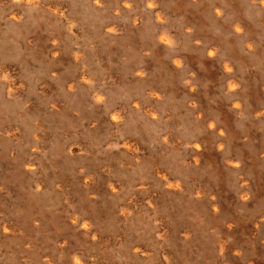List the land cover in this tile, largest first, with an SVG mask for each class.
I'll return each instance as SVG.
<instances>
[{
    "label": "rangeland",
    "instance_id": "1",
    "mask_svg": "<svg viewBox=\"0 0 264 264\" xmlns=\"http://www.w3.org/2000/svg\"><path fill=\"white\" fill-rule=\"evenodd\" d=\"M0 69V264H264V0H0Z\"/></svg>",
    "mask_w": 264,
    "mask_h": 264
},
{
    "label": "bare ground",
    "instance_id": "2",
    "mask_svg": "<svg viewBox=\"0 0 264 264\" xmlns=\"http://www.w3.org/2000/svg\"><path fill=\"white\" fill-rule=\"evenodd\" d=\"M21 1H23V2H31L32 0H21ZM150 5H153V4H150ZM64 6L62 5V4H60V3H53V4H51L50 5V7H48L47 8V10L46 11H48V12H53L54 14H59V13H61L62 12V8H63ZM216 7V6H215ZM216 13H220V9L217 7L216 8ZM11 17H12V19H17L18 18V13L17 12H15V10H13V12H11ZM157 18L158 19H161L162 18V16H161V14H160V12H158L157 13ZM237 27H236V29L237 30H240V28L238 27V25H236ZM17 32V31H16ZM159 42H161V43H168L169 42V39H168V37L165 35V34H161L160 36H159ZM248 45L249 46H251V43H248ZM12 48V47H11ZM215 46L214 45H209V47H208V53H209V56H212L214 53H215ZM4 49H6V48H4ZM13 49V48H12ZM14 50V49H13ZM12 51V50H11ZM15 51V50H14ZM180 62V60L179 59H175V63L176 64H178ZM3 66V65H2ZM9 67V66H8ZM231 64L230 63H228L227 61L225 62V63H223V68L225 69V71H227V72H229L230 70H231ZM2 70L0 69V72H1ZM138 73L139 74H143L142 73V71L141 70H139L138 71ZM86 80V79H85ZM84 80V81H85ZM7 85V84H6ZM235 87H236V82H235V80H232L231 82H230V84H229V89L230 90H234L235 89ZM99 99V98H98ZM97 99V100H98ZM111 117H112V120L114 121V122H117L120 118H121V112H120V110H118V109H114V110H112L111 111ZM155 117H156V115H155ZM76 147V146H75ZM199 147H200V144L198 143V142H196V149H199ZM124 148L125 149H127L128 151H134V148H135V143L133 142V141H131V140H126L125 142H124ZM74 150H76V149H72V147H71V152H74ZM213 160V159H212ZM33 167V166H32ZM32 167H30V168H32ZM29 168V167H28ZM26 169V168H25ZM87 180V179H86ZM112 190L114 191V190H116V187L115 186H113L112 187ZM198 194V193H197ZM93 201V200H92ZM217 212V211H216ZM256 220V219H255ZM84 224V223H83ZM85 224H86V222H85ZM84 224V225H85ZM88 224V223H87ZM81 226H83V225H81ZM85 228V227H84ZM87 228V227H86ZM96 237V236H95ZM94 238V237H93ZM62 245V244H61ZM135 251L136 252H139V251H143V249H141V248H139V247H137V249H135ZM144 254V253H143ZM74 258V257H73ZM82 262V261H81ZM81 264V263H80ZM247 264H259L257 261H256V259H251V261L249 262V263H247Z\"/></svg>",
    "mask_w": 264,
    "mask_h": 264
}]
</instances>
